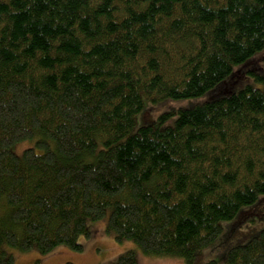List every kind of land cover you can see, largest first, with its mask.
I'll list each match as a JSON object with an SVG mask.
<instances>
[{"label":"trees","instance_id":"obj_1","mask_svg":"<svg viewBox=\"0 0 264 264\" xmlns=\"http://www.w3.org/2000/svg\"><path fill=\"white\" fill-rule=\"evenodd\" d=\"M262 50L264 0H0V264L81 252L109 210L116 240L195 264L264 196L263 69L232 90ZM219 83L230 95L132 134L144 99ZM227 262L264 264V230Z\"/></svg>","mask_w":264,"mask_h":264},{"label":"rangeland","instance_id":"obj_2","mask_svg":"<svg viewBox=\"0 0 264 264\" xmlns=\"http://www.w3.org/2000/svg\"><path fill=\"white\" fill-rule=\"evenodd\" d=\"M255 59H259L256 64L254 63ZM251 63L245 68L244 66L234 67L235 74L240 71L241 78L238 85L232 90L237 91L247 84L259 85L255 82L250 71L259 72L254 69L262 68L264 73V50L260 51ZM223 85V83H219L204 95L194 98L165 99L156 103L150 99H144L143 109L136 116L132 134L137 133L144 125L162 129L174 126L180 110L193 109L196 106L230 95L227 86ZM165 114H170V116L161 122L160 117ZM31 146H34L33 141L19 143L16 153L21 155L23 150ZM262 201H264V196L260 197L256 204L243 208L235 219L224 222L222 224L223 232L215 242L196 253L195 264H206L211 261H215L216 264H229L227 253L231 248L247 243L264 230V207H262L264 202ZM256 208L258 210L254 214L246 216L249 211H254ZM243 213L244 215H242ZM109 215L110 210L102 219L89 223L90 237L80 236L78 239L84 247L83 251H73L66 245L59 246L45 255L37 249L30 251L10 249L9 251L14 257V264H116L119 257L129 251H135L137 264H186L183 258L177 256L147 255L139 250L137 244L132 240L122 242L116 240L114 233L108 230Z\"/></svg>","mask_w":264,"mask_h":264}]
</instances>
